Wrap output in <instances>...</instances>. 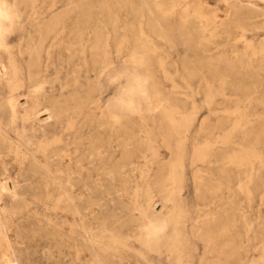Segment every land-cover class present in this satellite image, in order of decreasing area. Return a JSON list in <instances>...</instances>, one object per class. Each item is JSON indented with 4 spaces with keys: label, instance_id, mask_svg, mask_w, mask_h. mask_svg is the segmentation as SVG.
<instances>
[{
    "label": "rangeland",
    "instance_id": "rangeland-1",
    "mask_svg": "<svg viewBox=\"0 0 264 264\" xmlns=\"http://www.w3.org/2000/svg\"><path fill=\"white\" fill-rule=\"evenodd\" d=\"M0 264H264V0H0Z\"/></svg>",
    "mask_w": 264,
    "mask_h": 264
},
{
    "label": "bare ground",
    "instance_id": "bare-ground-1",
    "mask_svg": "<svg viewBox=\"0 0 264 264\" xmlns=\"http://www.w3.org/2000/svg\"><path fill=\"white\" fill-rule=\"evenodd\" d=\"M43 72V71H42ZM55 88H56V86H55ZM21 113V112H20ZM30 152V151H29ZM101 153V152H100ZM9 185V184H8ZM2 186V185H1ZM10 186V185H9ZM12 186V185H11ZM10 191H11V189H10ZM15 193V192H14ZM9 242V241H8ZM12 250V249H11ZM15 258V257H14ZM16 261V260H15Z\"/></svg>",
    "mask_w": 264,
    "mask_h": 264
}]
</instances>
